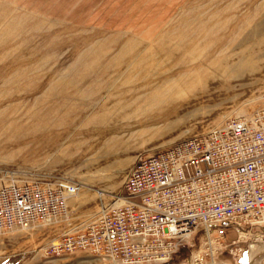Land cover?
<instances>
[{
  "label": "rangeland",
  "instance_id": "obj_1",
  "mask_svg": "<svg viewBox=\"0 0 264 264\" xmlns=\"http://www.w3.org/2000/svg\"><path fill=\"white\" fill-rule=\"evenodd\" d=\"M261 40L264 0H0V188L58 179L80 188L54 223L0 229V264H115L55 245L121 205L139 160L263 108V69L230 93L212 84L189 102L191 89L169 92L195 76L184 66L218 60L226 46L230 61L251 48L263 57ZM242 233L236 254L213 258L196 240L194 256L185 249L167 264H264V227ZM225 239L238 240L236 229Z\"/></svg>",
  "mask_w": 264,
  "mask_h": 264
},
{
  "label": "built area",
  "instance_id": "obj_2",
  "mask_svg": "<svg viewBox=\"0 0 264 264\" xmlns=\"http://www.w3.org/2000/svg\"><path fill=\"white\" fill-rule=\"evenodd\" d=\"M79 191L65 179L5 185L0 229L52 224ZM118 198L121 205L64 234L56 250L90 249L115 264H167L181 248L194 256L196 240L213 258L242 251V229L264 227V107L139 160ZM229 228L239 238L230 244Z\"/></svg>",
  "mask_w": 264,
  "mask_h": 264
},
{
  "label": "bare ground",
  "instance_id": "obj_3",
  "mask_svg": "<svg viewBox=\"0 0 264 264\" xmlns=\"http://www.w3.org/2000/svg\"><path fill=\"white\" fill-rule=\"evenodd\" d=\"M246 35L247 34H245V36ZM249 36L252 37V33ZM251 39H249V40H251ZM227 42H228V40H227ZM227 42H225V43H227ZM221 46H219V47H221ZM256 47H258V48L264 47V40H261L257 44ZM230 48H231L230 46H226L225 50H223V49L221 50V48H220V50H221L220 54H222L223 56L221 58H219L218 60L209 58L206 61H204L199 67H197L195 64L194 65L193 64H188V65L184 66L187 69L191 68V67H195V71H194L195 76L190 78V79H184V80L180 81L177 84H173V86L169 87V92H174V93L178 94L181 91H185L186 92L187 90L191 89V92H193V96L190 97L189 102H193L194 100H200V99L210 95L212 93V91H213L211 89V85L212 84H216V87H217L218 90H220V91L221 90L222 91H229V93H230L231 89L233 88V85H232L233 84L232 83L233 80L238 79V78H243L245 75H247L248 77L251 78L250 75L254 74L255 72L257 73V71L259 69H263L264 70V64H263V60H262L264 56L263 57H259L258 55H255V50H253L254 48L253 49L252 48L251 49H245V50H242L241 52H238L237 55L235 54L236 59L234 61H230L229 57H227L228 55L224 56V54L229 52ZM235 48H237V47H235ZM256 51H257V49H256ZM192 70H193V68H192ZM166 79H167L166 81L169 82L171 78H167L166 77ZM245 86H246V84H245ZM226 97H227V95H226ZM209 98H210V96H209ZM227 99L228 98H226L225 100H227ZM173 102H175V101L172 100V99L170 100V99H167V98L166 99L158 98L159 105L160 104H165V105L166 104H172ZM215 102H214V104H215ZM130 103L131 104H129L127 106L133 105L135 103V101L130 102ZM217 103H219V101ZM221 103H222V101H221ZM124 108H127V107H124ZM30 128H32V127H30ZM39 128H42V127H39ZM48 131H49V129H48ZM106 132H108V130L106 128L105 129H97V130L95 129V130L91 131L89 134L94 135V134L97 133L98 135H102V134H104Z\"/></svg>",
  "mask_w": 264,
  "mask_h": 264
},
{
  "label": "trees",
  "instance_id": "obj_4",
  "mask_svg": "<svg viewBox=\"0 0 264 264\" xmlns=\"http://www.w3.org/2000/svg\"><path fill=\"white\" fill-rule=\"evenodd\" d=\"M185 248H181L175 255H174V259H185Z\"/></svg>",
  "mask_w": 264,
  "mask_h": 264
}]
</instances>
